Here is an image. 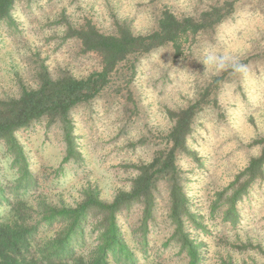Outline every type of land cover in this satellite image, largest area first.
<instances>
[{
  "label": "rangeland",
  "instance_id": "rangeland-1",
  "mask_svg": "<svg viewBox=\"0 0 264 264\" xmlns=\"http://www.w3.org/2000/svg\"><path fill=\"white\" fill-rule=\"evenodd\" d=\"M169 15L182 21L179 48L168 41L121 62L94 99L71 110L70 161L64 162L67 133L59 120L44 118L16 132L40 185L31 204L40 194L52 206L75 207L89 195L113 201L131 190L141 166L170 148L175 115L193 106L188 150L178 152L177 164L192 208L207 224L205 232L192 230L203 242L204 264H264V175L239 202L236 226L222 221L226 194L220 199L245 182L246 176L239 177L264 145V0H17L11 17L0 23V100L38 88L42 74L87 78L101 71L103 55L85 48L82 30L144 35ZM13 162L0 140L4 183L20 176ZM155 195L157 229L150 258L140 264H184L175 242L163 245L172 230L165 182ZM143 210L136 203L122 212L128 238ZM102 217L91 211L79 253L97 246L93 227Z\"/></svg>",
  "mask_w": 264,
  "mask_h": 264
},
{
  "label": "trees",
  "instance_id": "trees-1",
  "mask_svg": "<svg viewBox=\"0 0 264 264\" xmlns=\"http://www.w3.org/2000/svg\"><path fill=\"white\" fill-rule=\"evenodd\" d=\"M16 1L0 0V23L11 17ZM180 26L182 21L169 15L161 19L157 30L144 35H136L128 29L112 35L100 33L94 27L82 30L78 34L85 48L103 55L101 71L87 78L65 76L54 79L42 74L38 88H25L18 98L0 100V140L7 144L14 158L13 165L20 171V176L11 184L0 178V264H140L141 258L148 260L150 238L157 229L154 225L155 192L160 181L167 184L171 203L168 220L172 230L163 243L164 248L175 242L180 255L185 257L184 264H204L203 242L197 240L192 230L205 232L207 224L203 215L192 208L177 164L178 152L188 150L193 106L175 115V125L169 135L170 148L159 151L149 164L141 166L131 190L117 193L111 202L89 195L75 207L52 206L40 194L38 202L31 204L33 191L40 185L16 136L18 130L44 118L59 120L67 133L64 162L70 161L75 152V139L69 128L71 110L94 99L121 62L144 55L168 41L179 48ZM263 175L264 145L260 156L252 158L247 169L238 176H246L245 182L238 188H234V184L231 194H221L220 199L223 194L227 196L223 222L233 226L239 223V202L249 191L250 184ZM218 202L215 201L210 210L212 215ZM136 203L144 205L143 218L128 238L122 227L121 214ZM91 211L103 215L93 227L98 231V243L94 250L79 253L86 244Z\"/></svg>",
  "mask_w": 264,
  "mask_h": 264
}]
</instances>
